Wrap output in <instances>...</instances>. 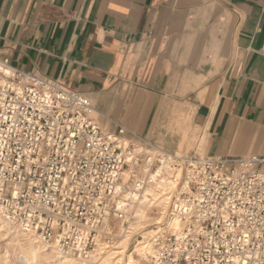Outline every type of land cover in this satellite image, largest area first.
<instances>
[{
	"label": "built area",
	"instance_id": "obj_1",
	"mask_svg": "<svg viewBox=\"0 0 264 264\" xmlns=\"http://www.w3.org/2000/svg\"><path fill=\"white\" fill-rule=\"evenodd\" d=\"M141 211L154 220L149 264H264V157L172 154L109 133L82 94L0 57V213L88 260Z\"/></svg>",
	"mask_w": 264,
	"mask_h": 264
},
{
	"label": "crops",
	"instance_id": "obj_2",
	"mask_svg": "<svg viewBox=\"0 0 264 264\" xmlns=\"http://www.w3.org/2000/svg\"><path fill=\"white\" fill-rule=\"evenodd\" d=\"M0 57L172 154L264 157V0H0Z\"/></svg>",
	"mask_w": 264,
	"mask_h": 264
},
{
	"label": "bare ground",
	"instance_id": "obj_3",
	"mask_svg": "<svg viewBox=\"0 0 264 264\" xmlns=\"http://www.w3.org/2000/svg\"><path fill=\"white\" fill-rule=\"evenodd\" d=\"M161 190L163 192L171 191V186L167 184L164 187H161ZM153 197L156 198L157 194H155ZM164 213L165 207L159 210V216L156 217V220H161L164 217ZM147 221L148 220L146 219L145 212H139V219L134 221V226L132 224L130 225V234L124 239H122L119 244H117V247L119 248H126L129 244L131 235L133 236L137 232L140 234V237L137 239L136 244H134V250L129 255L126 254V260L122 258V254H124L125 251L124 249L119 252L121 257L118 256V259L115 256L113 257V253L109 252H107L104 256L101 255V257L99 255L94 256L90 258V260H85L82 258L75 257L73 255L65 254L60 251L56 245L46 244L40 239H38V237H36L32 232L24 231L18 225L10 222L1 213L0 230H3L5 232H12L14 234H21L26 238V241L28 243V249L27 256H23V260L27 261H35L41 256L42 253H44L45 255L56 257L58 259V264H141V260L144 259L145 262L147 260L146 255L149 252L151 245L150 240L153 234V230L149 231L148 233H142L143 230L146 228ZM174 222L175 221H173V223ZM171 223L169 222V224ZM115 258L117 260H115Z\"/></svg>",
	"mask_w": 264,
	"mask_h": 264
},
{
	"label": "rangeland",
	"instance_id": "obj_4",
	"mask_svg": "<svg viewBox=\"0 0 264 264\" xmlns=\"http://www.w3.org/2000/svg\"><path fill=\"white\" fill-rule=\"evenodd\" d=\"M153 221L154 220L147 221V224H149L148 228H145L142 233H148L149 231L153 230L154 227H150ZM137 239V237L133 238L131 235L129 244L126 248H119L116 246L118 249L115 248L114 251H109V253H113V257L115 256L118 259V256L121 257L119 252L124 249L125 251L124 254H122V258L126 260L127 255H129L134 250L133 247L135 246L134 244H136ZM27 244L26 238L21 234H14L12 232L0 230V264H58V259L56 257L48 256L44 253H42L41 256L35 261L23 260V256H27ZM105 254L106 253H103L99 256L101 257V255L104 256ZM116 258L115 260H117ZM146 258V262L143 259L141 260V264H149V259L147 256Z\"/></svg>",
	"mask_w": 264,
	"mask_h": 264
}]
</instances>
